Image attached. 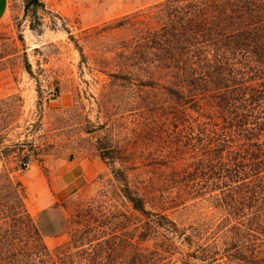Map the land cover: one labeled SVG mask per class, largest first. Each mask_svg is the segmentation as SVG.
<instances>
[{
    "label": "rangeland",
    "instance_id": "374dc122",
    "mask_svg": "<svg viewBox=\"0 0 264 264\" xmlns=\"http://www.w3.org/2000/svg\"><path fill=\"white\" fill-rule=\"evenodd\" d=\"M164 1L7 0L0 174L20 183L54 258L62 246L89 264L88 239L102 236L109 260L113 242L138 243L141 231L151 248L160 213L175 227L170 264H264V230L256 240L249 210H236L249 180L224 173L212 150L220 114L183 111L167 78L141 64V31L159 25L150 13ZM200 126L217 134L204 138Z\"/></svg>",
    "mask_w": 264,
    "mask_h": 264
},
{
    "label": "trees",
    "instance_id": "16d2710c",
    "mask_svg": "<svg viewBox=\"0 0 264 264\" xmlns=\"http://www.w3.org/2000/svg\"><path fill=\"white\" fill-rule=\"evenodd\" d=\"M150 17L159 25L141 31L140 47L146 57L152 55L141 64L167 78L172 100L183 111L220 114L223 131L212 150L225 160L219 165L224 173L240 184L249 180L245 193L235 198L236 210H249L248 229L259 240L264 230V0H165ZM200 134L217 133L200 126ZM127 198L145 212L140 198ZM150 224L151 248L144 246L147 235L141 231L138 243L113 242L116 255L109 260L103 251L107 241L89 238V264H170L174 223L155 213ZM55 251L54 258L26 208L20 183L9 172L0 174V264H73L68 250Z\"/></svg>",
    "mask_w": 264,
    "mask_h": 264
},
{
    "label": "crops",
    "instance_id": "0c3cea01",
    "mask_svg": "<svg viewBox=\"0 0 264 264\" xmlns=\"http://www.w3.org/2000/svg\"><path fill=\"white\" fill-rule=\"evenodd\" d=\"M7 0H0V20L3 18L7 9Z\"/></svg>",
    "mask_w": 264,
    "mask_h": 264
}]
</instances>
